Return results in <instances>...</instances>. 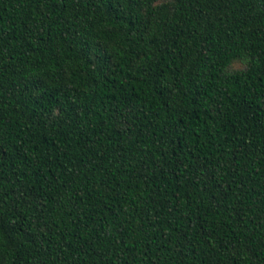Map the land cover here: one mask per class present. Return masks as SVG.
Segmentation results:
<instances>
[{
  "label": "trees",
  "instance_id": "16d2710c",
  "mask_svg": "<svg viewBox=\"0 0 264 264\" xmlns=\"http://www.w3.org/2000/svg\"><path fill=\"white\" fill-rule=\"evenodd\" d=\"M0 264H264V0H0Z\"/></svg>",
  "mask_w": 264,
  "mask_h": 264
}]
</instances>
